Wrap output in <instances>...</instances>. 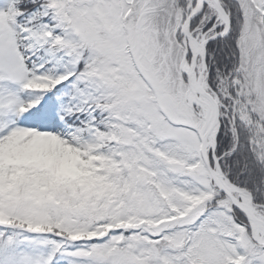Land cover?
I'll list each match as a JSON object with an SVG mask.
<instances>
[{
	"label": "snow or ice",
	"instance_id": "obj_1",
	"mask_svg": "<svg viewBox=\"0 0 264 264\" xmlns=\"http://www.w3.org/2000/svg\"><path fill=\"white\" fill-rule=\"evenodd\" d=\"M0 264H264V0H0Z\"/></svg>",
	"mask_w": 264,
	"mask_h": 264
}]
</instances>
